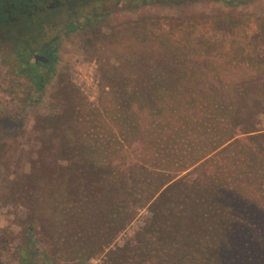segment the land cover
Wrapping results in <instances>:
<instances>
[{"label": "rangeland", "instance_id": "1", "mask_svg": "<svg viewBox=\"0 0 264 264\" xmlns=\"http://www.w3.org/2000/svg\"><path fill=\"white\" fill-rule=\"evenodd\" d=\"M107 8L98 28L70 33L60 50L58 75L36 104L23 106L28 82L7 67L9 51H0V264L19 263L15 252L30 225L51 264H103L111 249L145 225L146 207L127 222L126 214H111L115 200L102 178L116 184L118 172L132 176L135 166L125 167L131 157L150 171L160 169L153 141L162 136L152 131L159 122L135 105L138 132L133 112L120 107L123 90L148 91L155 72L195 77L194 85L205 87L217 76L235 81L264 71V0ZM142 28L154 39L201 38L210 44L178 54L182 61L175 63L159 45L133 41ZM151 63H160L158 70ZM169 86L172 81L158 84ZM259 127L264 131V114Z\"/></svg>", "mask_w": 264, "mask_h": 264}, {"label": "trees", "instance_id": "2", "mask_svg": "<svg viewBox=\"0 0 264 264\" xmlns=\"http://www.w3.org/2000/svg\"><path fill=\"white\" fill-rule=\"evenodd\" d=\"M98 26L94 17L85 24L72 18L70 30ZM45 30L25 29L22 37L11 38L12 44L0 49L9 51L4 57L7 67L28 82L25 107L40 102L58 75L62 43L58 37L49 41ZM140 30L133 41L159 45L175 63L182 61L178 54L187 56L210 44L201 38L154 39L146 28ZM151 64L158 70L160 63ZM149 81L152 86L146 92L123 90L120 107L133 112L140 133L135 105L148 111L152 122H163H153L152 128L162 136L153 141L154 164L160 169L150 171L131 157L125 167L135 166L132 176L118 172L119 182L109 184L102 175L104 188H111L106 192L115 200L111 214H126L127 222L146 207L149 217L133 238L107 253L103 264H264V131L259 127L264 71L235 81L217 76L205 87L194 85L198 78L172 79L163 72H155ZM170 81L173 86L158 87ZM233 83L238 84L234 89L229 87ZM27 231L15 252L18 264H51L35 227Z\"/></svg>", "mask_w": 264, "mask_h": 264}, {"label": "flooded vegetation", "instance_id": "3", "mask_svg": "<svg viewBox=\"0 0 264 264\" xmlns=\"http://www.w3.org/2000/svg\"><path fill=\"white\" fill-rule=\"evenodd\" d=\"M182 1L194 0H0V49L8 48L11 38L22 37L25 29L32 27L49 29L44 36L49 41L58 37V43L63 44L70 36L72 18L83 24L92 17L101 22L104 11L112 5L125 4L134 10L145 6H175Z\"/></svg>", "mask_w": 264, "mask_h": 264}]
</instances>
